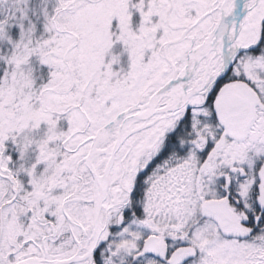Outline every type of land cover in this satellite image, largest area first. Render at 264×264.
<instances>
[{"label":"snow or ice","instance_id":"obj_1","mask_svg":"<svg viewBox=\"0 0 264 264\" xmlns=\"http://www.w3.org/2000/svg\"><path fill=\"white\" fill-rule=\"evenodd\" d=\"M0 264H264V0H0Z\"/></svg>","mask_w":264,"mask_h":264}]
</instances>
